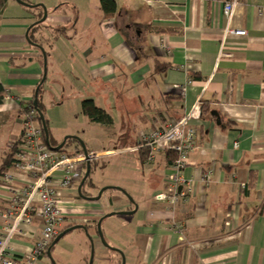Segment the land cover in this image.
<instances>
[{"label": "crops", "instance_id": "crops-1", "mask_svg": "<svg viewBox=\"0 0 264 264\" xmlns=\"http://www.w3.org/2000/svg\"><path fill=\"white\" fill-rule=\"evenodd\" d=\"M231 1L116 0V12L106 16L101 0H66L61 7L72 12L57 10L42 25L66 35L42 47L27 39L33 17L17 9V22L6 16L8 0L0 15V171L20 142L23 109L38 87L52 147L66 138L55 135L47 111L68 100L76 101L84 125L113 146L90 147L81 129L67 135V154L83 152L76 137L88 152L112 153L104 165L91 163V184L87 179L82 193L94 198L107 190L91 202L80 197V185L64 192L67 228L85 229L66 234L43 258L69 239L77 258L67 264H89L92 249L93 264H123V257L125 264H264V0H237L229 20L224 9ZM237 30L247 35L230 33ZM67 42L82 47H60ZM43 52L48 73L41 84ZM85 101L110 115L112 125L92 122ZM197 104V148L184 171L192 193L177 205L158 202L156 195L168 189L172 156L160 154L147 164L145 153L132 149L145 130L178 121ZM98 168L110 173L102 184L95 179ZM207 172L210 184L202 182ZM0 173L1 215L29 177L12 167ZM102 219L108 246L97 231ZM4 226L0 216V235ZM28 232L13 241L18 254L41 238L39 219Z\"/></svg>", "mask_w": 264, "mask_h": 264}, {"label": "built area", "instance_id": "built-area-1", "mask_svg": "<svg viewBox=\"0 0 264 264\" xmlns=\"http://www.w3.org/2000/svg\"><path fill=\"white\" fill-rule=\"evenodd\" d=\"M237 0L225 5V15L230 20ZM111 21L105 23L111 25ZM104 25V26H105ZM232 35L245 37L246 31H230ZM223 55V53H222ZM202 119L200 105L178 121H170L145 130L133 151L149 150L147 164L155 163L158 155L170 154L172 174L167 178L168 189L156 195L158 202L177 205L192 193V187L184 178L189 158L197 148L196 124ZM23 133L14 146L13 169L29 177L28 186L16 192L13 206L1 213L4 221L0 235V264H37L51 248L55 240L68 228V213L64 209V192L83 181L86 167L94 161L104 159L111 152L97 151L70 155L64 151H53L44 140V130L38 120L36 109L30 108L22 115ZM5 178L12 181V174ZM212 172H207L202 182H212ZM39 219L42 225L41 238L28 253H17L13 247L16 238H27L28 229Z\"/></svg>", "mask_w": 264, "mask_h": 264}, {"label": "rangeland", "instance_id": "rangeland-1", "mask_svg": "<svg viewBox=\"0 0 264 264\" xmlns=\"http://www.w3.org/2000/svg\"><path fill=\"white\" fill-rule=\"evenodd\" d=\"M24 2L26 5H21V3H19L17 0H11L6 16L14 19V21L17 22L19 18V15H17L18 10L24 13L23 17H33V25H35L44 18V11L47 12V18H51L54 14H58L59 12L62 14L64 10L68 14L72 12L70 9H67V7H61V5L66 3V0H25ZM57 10L61 11L55 13ZM40 14L43 15L41 20L38 18L40 17L38 16ZM46 23L48 24L49 21L40 23L41 26L39 27V31L35 34V39L42 47H48V44L54 42V32H51L48 28L42 26L47 25ZM80 39L81 38H78L77 41H80ZM75 44L67 42L65 45L60 47H82L80 44L78 46L76 42ZM47 112H49V117L53 122L54 127L52 129L54 130L56 136L67 139L68 137H71L67 136L68 134H74L75 131H79V129H81L84 130L85 135H83V138L85 141H88L90 147L95 149H111L113 147L107 142L106 138L99 131H96L95 129H89L84 125V122L80 119L81 117L79 118L76 115L77 109L75 100L66 101L60 108L56 107L52 110L49 108ZM68 147L69 145L66 146L65 149H68ZM92 163H95V161ZM100 163L104 165V160L100 161ZM101 171V168H98L95 171L97 175H95V179L99 184H102L110 177V173L108 171ZM117 218H121V216H118ZM75 244V241H71L69 239L62 241L56 247L53 255L43 258L42 264H67L68 261H74L77 258L75 252L73 251L75 249Z\"/></svg>", "mask_w": 264, "mask_h": 264}, {"label": "trees", "instance_id": "trees-1", "mask_svg": "<svg viewBox=\"0 0 264 264\" xmlns=\"http://www.w3.org/2000/svg\"><path fill=\"white\" fill-rule=\"evenodd\" d=\"M21 1H25V0H21ZM7 4H8V0H0V15L7 8ZM101 8H102V11L104 12V14L106 16H112V15H114V13L116 12V0H101ZM42 16L43 15L40 16V18H39L40 20L43 18ZM40 26H41L40 24H36L30 30V33H29V42H31L32 44H39V42H37V40L35 39V34L38 33ZM52 31L55 34V36H54V40L55 41L58 40L61 36H65L66 35V29H53ZM30 108H33V109L35 108L34 107V102L28 103L25 106V108L23 109V112L26 111V110H28V109H30ZM38 109L41 112H43V107L40 105V103H38ZM83 112H84V114L92 122H96V123H99V124H103L105 126H111L112 123H113V120H112L111 116L108 115L104 110L99 109L98 107H96L92 101H85L84 102V104H83ZM37 114H38V120L40 121L38 111H37ZM40 123H41V121H40ZM44 140L46 142L45 133H44ZM50 146L52 147L51 137H50ZM15 151L16 150L14 148L13 151H12V153H11V155L7 158V165H5L4 168H3V170H1L0 172L7 171L11 167L13 168ZM142 151L145 153V158L147 159V157L149 155V150L144 149ZM78 153L79 152H77V153H70V155H74V154H78ZM166 155H170V154H166ZM172 159H173V157H172ZM171 162H172V160H171ZM87 183H90V177L88 178ZM53 244H52V246H53Z\"/></svg>", "mask_w": 264, "mask_h": 264}, {"label": "water", "instance_id": "water-1", "mask_svg": "<svg viewBox=\"0 0 264 264\" xmlns=\"http://www.w3.org/2000/svg\"><path fill=\"white\" fill-rule=\"evenodd\" d=\"M17 1H18L19 3H21V4H23V5H26V4H24L21 0H17ZM44 12H45V14H44V18L42 19V21L38 22L37 24H40V23L46 21L48 15H47V12H46V11H44ZM30 30H31V28H30ZM30 30H29V31H30ZM27 39H28V41H29V35H28V34H27ZM30 43H31V42H30ZM31 44H32V43H31ZM32 45H34V46H38V45H36V44H32ZM43 55H44V77H43V80H42V83H41V84H43V83L46 81L47 73H48V59H47V56H46V54H45L44 52H43ZM39 89H40V87H38V89H37V91H36V94H35L34 107H35V109H36V110L38 111V113H39V118H40V121H41V124H42L43 130H44V133H45V137H46V144L50 147L51 150L58 152V151H61V150L64 148V146H65V144H66V141H67L68 139H66V140L64 141V143H62V144H61L60 146H58V147H55V148H54V147H51V146H50V142H49V131H48L47 123H46V121H45L44 114L38 109V92H39ZM213 115L217 118V120H218V125H221V122H220V119H219L218 114H217V113H213ZM76 140H78V141L80 142V144H81V146H82V149H83V152H84V153H88V151H87L85 145H84L79 139L76 138ZM90 173H91V164H88V165H87L86 175H85L83 181L81 182V184H80V186H79V188H78L79 195H80V197H81L83 200H86V201H89V202H91V201H99V200L101 199L102 195H103V192L107 190L106 188L102 189V190L100 191L99 195H98L97 197H94V198H92V197H88V196H85V195H83V193H82V189H83V187H84V185H85V183H86V180H87L88 177L90 176ZM129 199L132 201L131 198H129ZM120 214H121V215H127V214H133V213H120ZM114 215H115V214H110V215H108L107 217H112V216H114ZM102 221H103V219L98 223L97 231H98V233H99V236H100V239H101L102 243H103L105 246H108L107 243H106V241H105V239H104L103 233H102V228H101ZM79 229H85V228L82 227V226H75V227H72V228L67 229L66 231H64V232H63V233H62V234H61V235L55 240L54 244H57L58 241H59L60 239H62L66 234H68V233H70V232H72V231H74V230H79ZM93 262H94V249H92V253H91V258H90V263H89V264H93ZM123 264H125V259H124V257H123Z\"/></svg>", "mask_w": 264, "mask_h": 264}]
</instances>
